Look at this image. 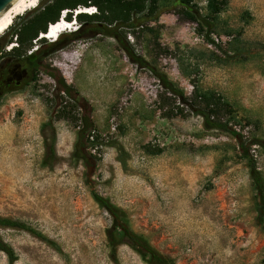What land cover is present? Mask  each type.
Segmentation results:
<instances>
[{
  "label": "rangeland",
  "instance_id": "374dc122",
  "mask_svg": "<svg viewBox=\"0 0 264 264\" xmlns=\"http://www.w3.org/2000/svg\"><path fill=\"white\" fill-rule=\"evenodd\" d=\"M55 1L16 16L0 36L5 53L20 49L43 61L37 83L0 101V215L53 242L0 229L15 251L14 264H151L120 230L110 244L113 219L94 193L123 209L130 228L176 264H264V206L238 138L207 128L140 64L145 58L193 104L247 141L262 142L250 147V156L264 176V0H228L222 10L248 42L250 51L237 57L215 49L195 22L169 11L121 30L125 45L93 23L82 24L78 9L73 28L52 49L57 39L20 41L25 26ZM194 2L205 11L206 0ZM81 25L80 33H70ZM221 38L226 49L229 38ZM124 46L139 57L132 59ZM191 49L214 50L220 60L197 59ZM195 83L214 98L201 101ZM0 264H10L3 251Z\"/></svg>",
  "mask_w": 264,
  "mask_h": 264
},
{
  "label": "trees",
  "instance_id": "16d2710c",
  "mask_svg": "<svg viewBox=\"0 0 264 264\" xmlns=\"http://www.w3.org/2000/svg\"><path fill=\"white\" fill-rule=\"evenodd\" d=\"M227 3L228 0H206L205 11H203L194 0H56L52 5L48 6L43 12L37 15L30 24L26 25L24 31L21 32L19 36L20 41L22 42H32V40L36 39L41 32L47 33L48 22L53 23L61 19V10H68V17L66 15V19L73 21L72 13L75 10H79L81 6H95L96 8L94 10H96V12H79L75 17L82 24L93 23L95 27L94 29L101 33L113 35L118 41L123 43L121 37L122 32L120 31L125 28L133 29L136 26L138 18L145 16L156 19L162 13L169 11L175 12L180 18L195 22L197 24V33L201 35L208 44L215 46V49L222 51L230 57H237L250 50L248 42L242 39L241 34L239 32L236 33V29L230 26L228 21L221 16L222 10ZM82 26L83 25L79 26L70 33H80ZM109 27L112 28L110 29ZM223 35L229 38L226 43V49L222 46L223 41L221 37ZM60 41V38H57L56 41L50 42L49 49L55 47ZM31 45L32 44L29 46ZM123 45L125 44L123 43ZM124 49L132 59L139 57L135 55L128 46H124ZM52 51L54 50H51L49 53ZM191 51L197 53L195 54V58L197 59L206 58L216 61L220 60L218 52L214 50L191 49ZM68 57L69 55H67V58ZM36 63V60H34L32 65L35 66ZM140 64H144L145 67H148L154 73V75L160 80L163 88L174 93L178 96L181 103L188 105L192 111L201 115L207 128L221 129L238 138L241 152L249 157L252 181L257 191L259 201L261 205L264 206V176L257 167L256 162L250 156V147L254 144L261 145L262 142L259 140L247 141L243 134L229 125V122L215 119L209 109L202 108L201 105L195 103L193 104V102L185 95L184 91L176 86L165 72L149 66V63L145 58H141ZM181 69L184 75L188 77L192 76L193 71L190 70V68L182 65ZM194 92H196V96L204 102H209L214 98L213 90L203 88L198 83L194 84ZM94 197L112 216L113 222L111 226L107 228V234L112 246L116 244L115 232L120 230L122 236L128 243L136 246L143 254H148L150 256L151 264H176L175 259L171 255L159 251L145 236L136 233L130 228L126 221V213L123 209L116 206L110 199L99 193H94ZM2 228L25 230L38 238L53 244V242L47 238L42 231L19 219L0 215V229ZM0 251L7 254L10 264H14L16 260L15 251L12 246L5 241L1 233Z\"/></svg>",
  "mask_w": 264,
  "mask_h": 264
},
{
  "label": "flooded vegetation",
  "instance_id": "af4514ba",
  "mask_svg": "<svg viewBox=\"0 0 264 264\" xmlns=\"http://www.w3.org/2000/svg\"><path fill=\"white\" fill-rule=\"evenodd\" d=\"M13 30L14 28L10 29L4 41L9 39ZM19 52L20 49L10 54L0 50V101L12 94L24 91L23 89L39 81V74L35 72V69L42 66L43 61L37 59V56L30 58ZM34 60L37 62L36 67L32 65Z\"/></svg>",
  "mask_w": 264,
  "mask_h": 264
},
{
  "label": "bare ground",
  "instance_id": "6f19581e",
  "mask_svg": "<svg viewBox=\"0 0 264 264\" xmlns=\"http://www.w3.org/2000/svg\"><path fill=\"white\" fill-rule=\"evenodd\" d=\"M42 0H17L14 4H12L1 16H0V36L5 33L10 26L13 24L16 16L20 14H24L25 12L35 8L38 6V3ZM88 6L81 7L78 12H89L93 13L95 11L90 9ZM67 11V10H66ZM64 13V12H63ZM59 21L53 22L50 24L47 33H42L41 37H47L51 39H57L59 36L69 30L71 27L73 28L75 21H69L66 19V12ZM14 44H12L9 48H13Z\"/></svg>",
  "mask_w": 264,
  "mask_h": 264
},
{
  "label": "water",
  "instance_id": "95a60500",
  "mask_svg": "<svg viewBox=\"0 0 264 264\" xmlns=\"http://www.w3.org/2000/svg\"><path fill=\"white\" fill-rule=\"evenodd\" d=\"M17 0H0V16L12 5L16 2ZM50 26V24H49ZM48 26V28H49ZM48 31V30H47ZM42 33L46 32H41L39 36H41Z\"/></svg>",
  "mask_w": 264,
  "mask_h": 264
}]
</instances>
